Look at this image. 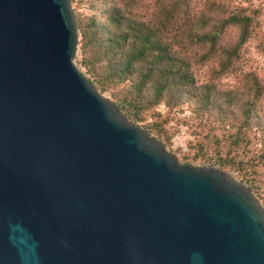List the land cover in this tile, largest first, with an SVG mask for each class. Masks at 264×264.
<instances>
[{
    "label": "water",
    "instance_id": "water-1",
    "mask_svg": "<svg viewBox=\"0 0 264 264\" xmlns=\"http://www.w3.org/2000/svg\"><path fill=\"white\" fill-rule=\"evenodd\" d=\"M71 0H0V264H264V207L180 163L79 70Z\"/></svg>",
    "mask_w": 264,
    "mask_h": 264
},
{
    "label": "trees",
    "instance_id": "trees-1",
    "mask_svg": "<svg viewBox=\"0 0 264 264\" xmlns=\"http://www.w3.org/2000/svg\"><path fill=\"white\" fill-rule=\"evenodd\" d=\"M89 1L92 15L76 14L78 46L96 87L127 85L125 93H112L129 119L151 113L149 131L166 141L175 130L170 122L185 124L202 135L195 145L206 162L257 189L264 77L246 67L244 47L253 40L264 55L261 9L234 0ZM227 76L236 78L233 86L222 81ZM159 105L163 113L155 110ZM183 107L190 114L179 117Z\"/></svg>",
    "mask_w": 264,
    "mask_h": 264
},
{
    "label": "rangeland",
    "instance_id": "rangeland-1",
    "mask_svg": "<svg viewBox=\"0 0 264 264\" xmlns=\"http://www.w3.org/2000/svg\"><path fill=\"white\" fill-rule=\"evenodd\" d=\"M236 3L241 4L242 6H252L255 8H260L262 11L261 14V20L264 25V0H234ZM91 3L88 0H75L72 3L73 10L75 14L79 15L84 20V17H88L89 15H92V9H91ZM77 17V16H76ZM255 41H250L247 43V45L244 47L245 52V61H246V67L255 69L261 76L264 77V55L262 53H259L255 47H254ZM79 44V43H78ZM75 62L79 68V70L87 77L93 85H95V79L93 73L89 70V65L84 63V54L82 53V50L79 49V46L77 47L76 51V58ZM223 82L226 84H229L233 86L236 82V78L233 76H227L224 77ZM128 86L127 85H120L118 87H114L112 91L114 93L123 92L125 93L127 91ZM97 91L102 94L104 97L110 99L111 101L116 103L115 96H113L112 91L109 90H100L96 87ZM184 110L181 112H178L177 115L179 117H185L190 114V111L187 107H183ZM156 111L163 113L164 112V106L159 105L156 109ZM123 112V111H122ZM124 113V112H123ZM126 115V114H125ZM127 117V116H126ZM128 118V117H127ZM129 121L140 125L142 128L148 129V125L153 122V117L151 113H148L144 111L142 113V119L141 120H132L129 119ZM168 126L174 127V133H172V136L170 137L169 141H166L162 138V133L158 135L155 132H150V134L155 137L156 139L163 142L165 145V148L168 152L176 155L180 163H187L191 164L193 166H219L214 163L206 162L205 158L207 157L204 151L198 150V147L195 145V142L197 140V137L199 138V135L193 131V129L189 128L185 124H175L174 122H170ZM173 129V128H172ZM260 146V144H257ZM213 155V154H209ZM220 167V166H219ZM227 170V169H225ZM229 172H232V174L240 181L246 183L243 181L236 172L227 170ZM247 184V183H246ZM255 184L257 186V189H250L255 194V196L259 199L261 205L264 207V165H261L258 167V172L256 175ZM248 185V184H247ZM249 186V185H248Z\"/></svg>",
    "mask_w": 264,
    "mask_h": 264
}]
</instances>
